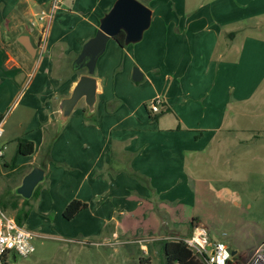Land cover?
I'll return each mask as SVG.
<instances>
[{
    "label": "rangeland",
    "instance_id": "rangeland-1",
    "mask_svg": "<svg viewBox=\"0 0 264 264\" xmlns=\"http://www.w3.org/2000/svg\"><path fill=\"white\" fill-rule=\"evenodd\" d=\"M33 1L25 20L37 32L40 24L45 27L38 35L44 51L34 65L37 77L53 39H60L65 49L80 47L83 38L84 45L97 32L92 24H99L115 0H62L54 9L53 0ZM137 1L152 12L149 29L140 42L123 49L112 39L107 42L95 63L101 79L95 77L100 85L95 121L83 118L79 103L52 145L50 169L78 162L86 166L83 172L91 170L89 179L99 177L98 162L107 157L100 149L108 139L114 159L121 149H135L141 157L151 153L160 162L154 167L163 166L152 172L159 174L158 184L167 183L174 172L175 184L140 196L106 181V195L90 205L95 216L110 218L103 223L104 231L117 230L115 239L103 241L101 234L83 230L80 218L64 220L53 202L54 191L43 183L36 198L24 199L28 214L23 226L40 236L33 241L35 251L8 264H164L161 241L179 236L175 230L196 221L212 241L236 251L242 264H249L264 243V0ZM42 12L51 15L49 23L40 20ZM235 31V37L222 34ZM135 68L142 74L138 83L132 80ZM157 98L165 106L153 114L150 105ZM13 106L3 119L11 111V117L16 115L19 107ZM8 145H3L4 160L27 167L32 159L18 156ZM174 147L187 151L183 172L178 168L182 158L169 153L168 165L174 167L169 173L158 154ZM190 151L198 154L196 159ZM21 171L0 164V197L5 213L13 218L10 203L20 205L23 199L16 196ZM147 238L156 241L149 245V256L141 255L138 246L90 243Z\"/></svg>",
    "mask_w": 264,
    "mask_h": 264
},
{
    "label": "crops",
    "instance_id": "crops-1",
    "mask_svg": "<svg viewBox=\"0 0 264 264\" xmlns=\"http://www.w3.org/2000/svg\"><path fill=\"white\" fill-rule=\"evenodd\" d=\"M32 2L35 1L0 0V119L3 120V135L0 139V146L5 144L8 145L9 143V145L13 146L14 150L16 151V141L17 139L22 138L32 142L34 147V152L30 156L18 154L20 157H28L32 159L30 163L28 162L27 167L17 166L14 160L8 163L4 160V156L0 160V164H3L8 169L10 166H13V170H11V172L22 170L20 175L21 178L19 184L16 186V189L21 185L23 177L34 167L42 169L44 172L43 180L36 186L31 198L34 196L35 192L37 196L39 195L38 190L41 184L47 183V186H50V188H52L54 191L53 202L56 203L57 209L62 214V217L66 206L71 201H81L87 206L74 217L75 220L80 218V220L83 222L82 227L81 221H79L80 227H82L83 230L88 231V233L91 235L98 236L101 234L100 236L102 237L103 241H109L111 238L115 239L117 237L116 229L104 231L105 228L103 223L107 222L110 218L107 219L105 218L106 216L101 215L95 216L90 211L92 200L99 197H101L100 200H102L106 195V181H109L112 186H117L125 193L131 190L132 192L143 196L145 191L147 192L148 189L151 188L154 191H161L159 187L164 189L165 187L169 188L174 186L175 172H171V179H168L167 183H164L162 186H160L158 184L160 182L158 178L159 174L155 175L152 173H158L161 171L163 166L161 169H156L158 168L157 166L160 165L159 160H154L153 155L147 152H145L144 157H141V153H136L134 151L135 149H131L128 152L121 149L120 154H115L114 159L111 140L108 139L104 140L102 143V148L100 149L102 156L106 154L107 157H104L102 162H98L100 166L96 172L101 173L99 177L89 179L91 170H85L83 172L82 167L84 168L86 166H84V164H79L78 162H76V166H70L67 162H65L73 170H69L68 166L50 169V165L54 159L52 145L58 138V133L61 130L60 128L63 127V125H65V123L72 116L71 114L64 123L59 122V102L62 98L68 97L70 95L78 77L81 74L87 73L86 68L77 71L74 70L72 66V62L75 57L80 54L83 47L81 45H83L85 40L84 38L81 40L82 44H80V47L78 48L67 47L65 49L59 46L60 39H53L48 49V56L43 60L42 63V74L36 77L34 65L38 57L36 47L40 37L38 35H40L41 31H35L31 24H28V22L25 20V18L28 17L30 13H32ZM97 26H99V24H92L94 31L98 29ZM237 33L238 31L232 33L224 32L222 34L225 36L235 37ZM24 36L28 37L29 43L35 48L34 55H30L20 43L19 40ZM120 48L123 49L124 47ZM99 74V70L94 69L93 76L97 77L98 80L101 81ZM97 78L95 79L97 80ZM98 80L97 94L100 89ZM26 92L28 93L25 96ZM79 103L83 104L81 114L83 118L95 121V107L94 111L89 113L83 101H80ZM13 104L14 106L18 105L19 107L16 115L11 117V111L9 115H5V119H3V115ZM161 105L165 106V103L162 102ZM164 113H169V109H166ZM91 115H94V119L89 118ZM46 138H53L50 148L51 161L46 162L43 165L42 147ZM83 139L88 140L89 138L85 135ZM9 145L7 147H10ZM174 149L178 150V152L175 150H167L164 152L165 154L163 152L158 154L165 160L166 170L169 173L174 169V167H170L168 165L167 159L170 155L169 153H171L172 158H182L181 162H178V168L183 172L186 169L184 153L187 151L185 149H177L175 147ZM188 153V155L192 156V159H196L198 156L197 153L192 154L191 151ZM95 161L97 162V160ZM120 172L121 174L117 175V173ZM111 174H114L113 179L111 178ZM52 190L49 189V195ZM131 199H135V196H132ZM23 200L24 199H22L21 204ZM138 202L139 201L132 200V204L135 203L137 205ZM86 212L89 215H85ZM121 213H123V211ZM64 220L66 219L64 218ZM23 223L22 225H24ZM199 224L200 223L196 221L192 223L190 228L183 226L181 229L175 231L178 232V237H188L191 235L193 227ZM79 235L82 236L83 234L79 233ZM66 242H76L80 245L83 243L79 240H67ZM90 243L94 246L103 245L107 247L124 245L131 248V246H138V251L141 255L149 256V245L156 243V241L154 238H147L130 241L119 240L118 242L110 241L105 244L102 242ZM158 249H161V245H159Z\"/></svg>",
    "mask_w": 264,
    "mask_h": 264
},
{
    "label": "water",
    "instance_id": "water-1",
    "mask_svg": "<svg viewBox=\"0 0 264 264\" xmlns=\"http://www.w3.org/2000/svg\"><path fill=\"white\" fill-rule=\"evenodd\" d=\"M152 12L137 0H115L100 19L96 34L82 47L73 68L87 69V73L81 74L75 82L68 97L59 102V122L64 123L70 117L80 101H83L89 113L94 111L97 100L98 83L93 76L95 63L104 52L107 42L115 38L119 32L124 33V46L136 44L143 38L144 33L151 25ZM20 43L30 55H34L35 48L29 43L28 37H22ZM132 80L138 83L142 80L141 72L135 68ZM44 172L34 167L26 174L21 185L16 189V194L23 199H30L36 186L43 180ZM230 251L231 256L236 251Z\"/></svg>",
    "mask_w": 264,
    "mask_h": 264
},
{
    "label": "built area",
    "instance_id": "built-area-1",
    "mask_svg": "<svg viewBox=\"0 0 264 264\" xmlns=\"http://www.w3.org/2000/svg\"><path fill=\"white\" fill-rule=\"evenodd\" d=\"M62 0H53L52 9L56 7ZM52 12V10H51ZM51 15H45L42 12L40 20L49 23ZM41 35L45 32L44 25H40ZM44 51V41L38 39L36 52L41 56ZM162 101L154 99L150 105V111L153 114L159 112ZM3 120L0 119V139L3 135ZM5 146H0V160L4 156ZM40 238L34 232H31L16 222L15 218L8 216L5 211L0 208V264H8L10 259L16 257H28L35 251L33 244L34 239ZM180 241L192 252V255L202 261L204 264H234L233 256L228 250V244L222 241H212L208 230L203 225L193 227L191 235L188 237H166L164 240ZM146 241V240H144ZM249 264H264V243L260 245L253 253Z\"/></svg>",
    "mask_w": 264,
    "mask_h": 264
},
{
    "label": "trees",
    "instance_id": "trees-1",
    "mask_svg": "<svg viewBox=\"0 0 264 264\" xmlns=\"http://www.w3.org/2000/svg\"><path fill=\"white\" fill-rule=\"evenodd\" d=\"M114 41L120 46L125 47L124 43V33L119 32ZM78 55L72 62V66L74 65ZM74 69V68H73ZM76 70V69H74ZM83 70V69H81ZM94 74V73H93ZM148 112V111H147ZM149 116L151 114L148 112ZM90 119H94V115L89 117ZM53 138H46L43 147H42V164L44 165L46 162H50V148ZM17 149L16 154L23 155V156H30L34 152V147L32 142L19 138L16 141ZM10 170H13V166H10ZM18 198H21L19 195L16 194ZM36 192L34 193L33 197H36ZM11 207L15 210V220L18 224L22 225L27 217V210H25L26 201L23 200L22 204L19 206L16 203L11 202ZM87 205L81 201L73 200L71 201L65 208L63 212V217L66 220L73 219L81 210H83ZM0 208L4 211L6 205L4 203V197H0ZM161 252L163 257L164 264H204L202 261L196 259L192 252L186 247V245L180 241H161ZM235 263L234 264H242L239 262L240 256L234 255L233 256Z\"/></svg>",
    "mask_w": 264,
    "mask_h": 264
},
{
    "label": "clouds",
    "instance_id": "clouds-1",
    "mask_svg": "<svg viewBox=\"0 0 264 264\" xmlns=\"http://www.w3.org/2000/svg\"><path fill=\"white\" fill-rule=\"evenodd\" d=\"M220 264H223V261H221Z\"/></svg>",
    "mask_w": 264,
    "mask_h": 264
}]
</instances>
